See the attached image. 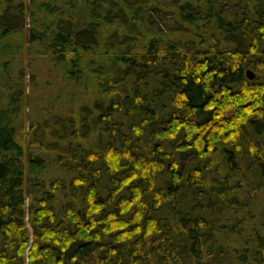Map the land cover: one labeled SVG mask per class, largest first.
Here are the masks:
<instances>
[{
    "label": "trees",
    "instance_id": "obj_1",
    "mask_svg": "<svg viewBox=\"0 0 264 264\" xmlns=\"http://www.w3.org/2000/svg\"><path fill=\"white\" fill-rule=\"evenodd\" d=\"M0 264H264V0H0Z\"/></svg>",
    "mask_w": 264,
    "mask_h": 264
},
{
    "label": "rangeland",
    "instance_id": "obj_2",
    "mask_svg": "<svg viewBox=\"0 0 264 264\" xmlns=\"http://www.w3.org/2000/svg\"><path fill=\"white\" fill-rule=\"evenodd\" d=\"M26 47L24 48L23 51H21V53L19 54V61L22 65L25 66V71H24V74L20 77L24 78V81L26 82V93H30L31 89H30V85L28 84L29 82H31L32 80V74L31 72H29V69L27 68V63L29 62V59H28V45L26 44V40H25V43ZM43 81H41L42 83ZM32 93V91H31ZM29 105V103H28ZM32 110H33V107H27V109L25 110L26 112V115H25V121H24V124H25V127L27 130H29V127H30V122H29V119H28V116H29V112L32 113Z\"/></svg>",
    "mask_w": 264,
    "mask_h": 264
},
{
    "label": "water",
    "instance_id": "obj_3",
    "mask_svg": "<svg viewBox=\"0 0 264 264\" xmlns=\"http://www.w3.org/2000/svg\"><path fill=\"white\" fill-rule=\"evenodd\" d=\"M246 75H247L249 80H255V78H256V74L252 70H247Z\"/></svg>",
    "mask_w": 264,
    "mask_h": 264
}]
</instances>
